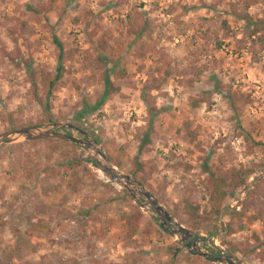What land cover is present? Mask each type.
<instances>
[{
	"label": "rangeland",
	"instance_id": "rangeland-1",
	"mask_svg": "<svg viewBox=\"0 0 264 264\" xmlns=\"http://www.w3.org/2000/svg\"><path fill=\"white\" fill-rule=\"evenodd\" d=\"M240 15L264 25V0H0V134L71 123L200 251L264 264V30L250 37L253 23ZM106 75L105 103L73 121ZM90 156L56 139L0 146V264H221L191 253ZM136 157L145 184L129 173ZM75 158L86 168L74 189L62 166ZM234 169L245 183L209 216L212 177ZM137 211L142 226L129 240L121 217ZM37 222L51 234L27 236Z\"/></svg>",
	"mask_w": 264,
	"mask_h": 264
},
{
	"label": "water",
	"instance_id": "water-1",
	"mask_svg": "<svg viewBox=\"0 0 264 264\" xmlns=\"http://www.w3.org/2000/svg\"><path fill=\"white\" fill-rule=\"evenodd\" d=\"M60 129H67L78 132L82 138H76L70 135L59 132ZM24 138L27 141H35L42 139H56L75 143L83 147L86 151L92 152L93 156L89 159L92 165L96 166L111 182L123 187L130 196L134 198H143L146 203L152 208L156 217L160 220V225L167 229L172 235L181 238V241L186 242L188 248L193 247L195 251L191 253L201 256L204 259H212V261L221 264H240L239 260L234 257L225 256H210L209 253H204L196 246V238L193 233L179 224L167 211L162 207L157 199L147 191L141 184L133 180L129 175L119 173L114 166H112L107 157L99 148L97 141L92 140L89 135L81 128L71 123L54 124L47 127H26L13 131H8L0 134V146L15 140L16 138ZM192 241V242H191Z\"/></svg>",
	"mask_w": 264,
	"mask_h": 264
},
{
	"label": "trees",
	"instance_id": "trees-1",
	"mask_svg": "<svg viewBox=\"0 0 264 264\" xmlns=\"http://www.w3.org/2000/svg\"><path fill=\"white\" fill-rule=\"evenodd\" d=\"M240 16L243 19H245L247 22L253 23L254 29L251 32L250 37L259 34L260 33L259 29L264 30V25L261 24V21H255L254 22L253 19L251 17H249L248 15H240ZM260 39L264 41V36H262V38H260ZM56 45H57L58 50H59L58 61H60L62 56H63V48H62V45L60 42L56 41ZM123 74H124V72L122 71V73H118L115 75L117 77H123ZM37 76H38V73H37ZM41 78H42V75H41ZM47 83L49 85V89H51L55 84V80H47ZM110 89H111V80H110V77L108 75H106L105 80H104V91L98 97L97 102L92 106L84 103L81 106V108L78 109V111L71 117V119L75 122L82 123L84 117L87 114H90L92 112H96L97 110H99L100 107L105 103V101H106V99H107V97L111 91ZM47 99H49V95H47ZM47 122L52 123L53 119L51 117H48ZM18 128H21V127H13V129H18ZM140 148H139V150H141ZM82 162H83V160H81L80 158H75V159H71V161L65 163L62 166L64 168V170L68 173V175L70 177V181H71L70 185L72 183L74 189L77 187V182H78L77 177L79 174L78 169L83 168V170H85V168H86V167H83ZM89 162L92 163V161H89ZM135 162H136V167L134 169H131L129 171V173L136 180H138L140 183L145 184L146 180L144 178L139 179V177H138V171H139V168L141 167V161L138 157H136ZM231 175L232 176L230 177V179H227L225 177V175H223V174L215 175L212 177V179H211L212 188H211V191L209 193V204H210L209 216L217 214L220 210V207H221V204L223 203V201L231 193H233L237 188L243 186V184L245 183L246 177L242 176L238 170L234 169L231 172ZM185 210L187 213L190 214V216L194 217L196 215V212L198 211V206H196V205L194 206L190 202L186 201ZM153 220L156 221V218H154ZM121 221L123 224L122 226L125 230L126 238L129 240H132L133 237L136 235V233L139 231V229L142 226L143 215L141 214L140 211L132 212L129 215L124 214L121 217ZM104 224L106 227H110L113 225V223L111 221H107ZM161 228L164 229L162 226H161ZM26 234L29 237L39 236V235L40 236H48L51 234V229L46 225H43L41 223H36L34 225H31L30 228L28 230H26ZM234 251H235V249H234ZM193 259L197 260V259H200V257L194 256Z\"/></svg>",
	"mask_w": 264,
	"mask_h": 264
},
{
	"label": "crops",
	"instance_id": "crops-1",
	"mask_svg": "<svg viewBox=\"0 0 264 264\" xmlns=\"http://www.w3.org/2000/svg\"><path fill=\"white\" fill-rule=\"evenodd\" d=\"M37 223H39V222H37ZM36 224V223H35ZM34 225V224H33ZM33 237H36V236H33Z\"/></svg>",
	"mask_w": 264,
	"mask_h": 264
}]
</instances>
